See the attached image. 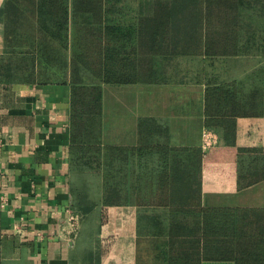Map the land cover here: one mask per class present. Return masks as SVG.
<instances>
[{"label": "crops", "instance_id": "crops-1", "mask_svg": "<svg viewBox=\"0 0 264 264\" xmlns=\"http://www.w3.org/2000/svg\"><path fill=\"white\" fill-rule=\"evenodd\" d=\"M7 1L0 0V53L16 25ZM212 7L207 0H104L106 25L117 34L104 45L118 50L122 81L80 85L77 98L86 94V103L74 105L79 86L70 81L0 83V264H137L150 241H168L155 226L170 225L171 209L192 207L154 203L165 160L169 174H196L201 209L230 213L249 233L264 225V96L254 94L264 83V0H240L236 10L214 0ZM222 13L237 16L238 39L232 26L228 41H219L221 26L211 23ZM209 33L211 47L231 52L206 55ZM227 82L240 87L244 111L262 114L211 127L206 89ZM95 84L98 108L88 102ZM205 128L220 136L206 153Z\"/></svg>", "mask_w": 264, "mask_h": 264}, {"label": "trees", "instance_id": "trees-1", "mask_svg": "<svg viewBox=\"0 0 264 264\" xmlns=\"http://www.w3.org/2000/svg\"><path fill=\"white\" fill-rule=\"evenodd\" d=\"M216 1L225 8L231 6L235 10L240 2ZM207 2L208 9L213 8L214 0ZM43 4L46 16L40 15ZM5 9L7 19L16 25L13 31L6 30L5 33L6 48L0 53V83L70 81L79 86L73 92V103L76 106L80 105V101L87 102L84 100L86 94L81 98H77L76 94L82 87L83 91L86 90L84 83L92 80H96L95 83L122 81L114 57L118 50L104 45V42L116 40L117 37V34L112 37L106 25L104 0H26L23 3L8 0ZM22 12L25 15L22 16ZM78 13H88V16L80 17ZM208 20L210 22V18ZM164 21V25H169V17L167 22ZM214 21L221 26L219 41H228L229 28L232 26L235 32L233 37L238 39L237 16L230 17L222 13L213 20L211 26ZM18 23L24 26L22 31L16 27ZM213 36V33L207 36L209 41L205 54H229V49L211 47ZM91 88L94 93L92 97L89 96L88 102L98 108L101 103V86L95 84ZM239 89L236 82L211 85L206 89V111L211 127L226 124L231 117L262 114L242 109L244 100ZM254 94L264 96V83L255 89ZM218 115L222 119L213 118ZM165 162L166 169L157 179L159 188L154 203L168 206L171 202L179 205L187 202L192 207L171 209L173 219L170 225L167 228L158 224L155 226L156 235H167L168 231V241L162 242L160 238L150 241L144 253L138 255L137 264H206L208 261L264 264L263 223L255 224L254 231L249 233L230 220V213H220L219 217L214 214L216 210L201 209L198 207L201 199L200 181L196 174L190 173L183 178L174 173L169 174L168 167L172 166L167 160ZM171 189L179 190L172 192ZM197 213L201 214L206 227L199 226ZM183 215L187 217L186 220L182 218ZM215 217L219 218V222L213 226Z\"/></svg>", "mask_w": 264, "mask_h": 264}, {"label": "built area", "instance_id": "built-area-1", "mask_svg": "<svg viewBox=\"0 0 264 264\" xmlns=\"http://www.w3.org/2000/svg\"><path fill=\"white\" fill-rule=\"evenodd\" d=\"M220 136L219 133L212 128H205L202 132L201 148L204 153L208 152L209 149L219 144ZM73 222H77L76 216H71Z\"/></svg>", "mask_w": 264, "mask_h": 264}]
</instances>
